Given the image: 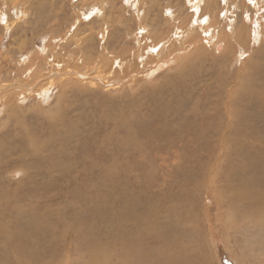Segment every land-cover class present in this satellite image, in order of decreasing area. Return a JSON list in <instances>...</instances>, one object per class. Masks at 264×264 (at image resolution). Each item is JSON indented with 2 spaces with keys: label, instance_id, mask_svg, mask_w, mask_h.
<instances>
[{
  "label": "rangeland",
  "instance_id": "1",
  "mask_svg": "<svg viewBox=\"0 0 264 264\" xmlns=\"http://www.w3.org/2000/svg\"><path fill=\"white\" fill-rule=\"evenodd\" d=\"M193 1L0 0V89L7 85L11 93L15 92L11 86L26 83L25 86L31 89L25 98L16 96L18 101L14 104L17 106L15 110L0 103V236H5L0 238V264H24L25 261L23 258L15 262L14 256L19 254L21 245L7 237L1 227H5L13 235L20 233V230L25 232L34 247L42 250L48 264H60V260L66 256L71 258L70 264H79L76 256L82 255L86 246L78 242L76 230L83 231L88 240L94 243L107 244V239L112 236L118 239L122 234L120 230L113 235L108 231L113 228L112 223H115L120 212L123 213V209L128 208L135 215L143 217L149 212L150 204H158L162 212L173 207L178 209L176 214H164L162 221L165 222L176 221L189 211L195 213L200 229L196 243L203 247L207 264H259L253 259V255H259L260 259L262 257L264 263V256L259 250L264 248L257 243L264 236L259 223L250 225L241 222L237 229H229L225 225L229 208L224 205L215 207V200L210 199L212 194L205 189L214 183H218V186L235 182L239 184L242 179L251 176L264 181V0H215L216 3L214 0H201L196 9L192 8ZM102 14L107 15L100 20ZM144 26L153 37L155 34L156 41L173 37L175 45L168 46L174 50L173 62L157 73L145 76L147 80L139 75L134 81H120L118 85L109 86L103 85L96 75L82 80L83 77L79 74L85 72V68L88 69L90 57L99 63L103 60L109 63L108 53L121 56V52L135 50L134 43H137V39L134 40L129 34L143 33ZM182 28L191 30L189 44H183L184 35L178 32ZM52 39L62 53L63 61L69 53L74 54L72 61L67 62L68 58L66 60L67 65L74 66L73 72H68L69 78H61V75L67 73L65 65L66 70H57L59 75L53 74V81L49 84V63L43 60L41 66H37L32 58L34 53L46 49ZM220 39L224 46L222 53L217 52L214 46ZM237 39L239 42H236ZM210 44V48L206 46ZM85 52L90 53L87 62L81 60L85 57ZM167 54L171 56V52ZM43 56L49 59L51 54ZM28 57V64L18 66ZM27 67L35 69L33 76L40 75L39 80L38 77L35 78L36 81L25 78L30 72ZM68 82L72 84L67 86ZM236 84H244L246 89L245 92L238 90L235 96L241 100V104L235 103L234 106L239 117L228 122L223 101L230 90L238 87ZM188 87L194 90L193 94ZM42 88L51 90L49 93H42ZM28 89L22 90L24 94ZM18 91L16 94L22 93L21 90ZM187 102L190 103L184 108ZM220 103L222 132L217 129L215 133L203 137L206 141L196 143L200 147H193L190 140L183 141L182 136L174 135L185 117L196 115L195 118L191 117L196 120L205 114L210 115L215 113L214 106ZM119 117H123L122 120L130 125L129 131L136 139L137 146L127 145L123 150H118L119 139L128 134L127 125L115 122ZM217 122L216 119L212 121L210 127L216 128ZM238 131H241V135L237 134ZM223 133H226L225 137ZM236 144L241 145L239 152L242 151L243 154L237 151ZM112 168L116 169L112 171ZM205 169L209 176H206ZM228 179L233 180L231 182ZM253 190L264 193V189L259 186L253 187ZM111 191L116 193L112 194ZM227 194L231 197L233 193ZM120 196H124L122 199L125 203ZM160 196L163 199L158 198ZM98 198L100 200L97 203ZM128 198L132 202H128ZM243 203L240 202L239 205ZM107 207H111V212L106 210ZM82 208H85L84 211ZM91 208H94L92 212ZM217 214L222 218L219 215L216 218ZM207 215L213 218L212 224H209ZM32 216L44 218L43 222L46 220L44 230L31 228L28 223H24ZM91 216L99 217L97 220L102 226L95 218L94 223ZM241 225L248 226V231L241 228ZM102 227L107 230H102ZM122 228L128 229L125 226ZM104 231L107 234H103ZM66 233L69 236H65ZM96 237L101 240H96ZM33 244L25 248L27 252L31 251ZM9 254L12 259L8 257ZM85 260L87 261L86 258Z\"/></svg>",
  "mask_w": 264,
  "mask_h": 264
},
{
  "label": "bare ground",
  "instance_id": "2",
  "mask_svg": "<svg viewBox=\"0 0 264 264\" xmlns=\"http://www.w3.org/2000/svg\"><path fill=\"white\" fill-rule=\"evenodd\" d=\"M201 0H194L193 9H196V5L197 3H199ZM147 2V1H146ZM215 2V0H214ZM201 3V2H200ZM216 3V2H215ZM251 3V2H250ZM249 3V4H250ZM255 3V2H254ZM257 3V2H256ZM264 4V3H263ZM262 5V4H261ZM207 7V6H206ZM208 8V7H207ZM257 8V7H256ZM255 8V9H256ZM254 9V8H253ZM262 9V8H261ZM260 10V8H259ZM258 10V11H259ZM226 11V10H225ZM256 11V10H255ZM250 12V11H249ZM248 12V13H249ZM261 13V12H260ZM101 14V13H100ZM107 15V14H106ZM105 14H102L100 17V20L104 17L106 18ZM109 18V17H108ZM215 19V18H214ZM213 19V21H214ZM248 19V18H247ZM216 20V19H215ZM229 20V19H228ZM218 22V21H217ZM233 22V21H232ZM246 22V21H245ZM191 23V22H190ZM212 23V22H211ZM219 23V22H218ZM227 23V22H226ZM203 24V23H202ZM214 24V22L212 23V25ZM209 25V24H208ZM251 25V24H250ZM185 26V25H184ZM204 26V24H203ZM230 26V25H229ZM237 26V25H236ZM201 27V26H200ZM205 27V26H204ZM210 27V26H209ZM238 27V26H237ZM240 27V25H239ZM211 29V27H210ZM217 29V28H215ZM232 29V28H231ZM243 29V28H242ZM144 30L143 33H138V34H129V36L134 37V40L137 39V43H134V48L135 50H130L129 52H121V56H115V54L113 55L112 53H108V59L110 60L109 63L104 62V60L102 62H97V60H92L91 57L88 60V69L86 70L85 68V72H81L80 77H83L82 80H86L88 78V76H95L97 79H99L103 85H118L120 83V81L122 83L124 82H130V81H134L136 80V78L141 75L145 77L147 75H153L155 73H157V71H160L162 68L164 69L166 66H168L167 64L171 63L174 61V57L172 56V53L174 52V50H172L171 48H169V45H175V42L173 40L172 36H169V38H167L164 41H156L155 38V34L154 37L151 35V32L148 31L147 27L144 26ZM150 30V29H149ZM193 30V29H192ZM196 30V29H195ZM207 30V29H206ZM236 30V29H234ZM244 30V29H243ZM107 31V29H106ZM221 31V30H220ZM238 31V30H237ZM153 32V31H152ZM178 32L184 35V43H188L190 42V38H191V30L190 29H178ZM195 32V31H194ZM222 32V31H221ZM158 33V32H156ZM223 33V32H222ZM220 33V34H222ZM243 33V32H242ZM207 34V33H206ZM162 35V34H161ZM179 35V34H177ZM110 36V34H109ZM159 36V34H158ZM197 36V35H195ZM107 37V36H106ZM178 37V36H177ZM206 38V37H205ZM224 38V37H223ZM169 39H172L171 41H169ZM177 39V38H176ZM197 39V38H195ZM210 39V37H209ZM181 40V41H182ZM207 40V39H206ZM54 39L49 41L48 46L46 47V49L44 50H39L38 52L33 54V58L32 60H34L36 63H34L35 65H40L41 61L46 60L49 63L48 69L49 73L48 74V78L46 76V78L49 81V84L52 83L53 81V77L57 74V70L63 71L67 69V73L71 72L73 69V66L71 64L67 65V62H69L71 59H74V54L72 55V53H69L70 55L67 56V58H65L67 60L63 61V55L62 53L57 49L56 45L54 44ZM156 41V42H155ZM195 41V40H194ZM136 42V41H135ZM193 42V40H192ZM191 42V43H192ZM236 42H239L238 39L236 40ZM210 43V42H209ZM67 44V43H66ZM189 44V43H188ZM199 42L197 43L198 46ZM208 44V43H207ZM1 45V44H0ZM81 45V44H80ZM80 45H78L79 48ZM202 45V44H201ZM55 46V47H54ZM133 46V45H132ZM188 46V45H186ZM205 46V45H204ZM206 46H211L210 45H206ZM215 49L217 50V52H223L224 50V46L223 43L220 41L215 42L214 43ZM241 46H243L241 44ZM195 47V46H194ZM130 48V47H129ZM197 48V47H196ZM227 48V47H226ZM84 49V48H83ZM93 49V48H92ZM105 49V48H104ZM175 49V48H174ZM189 49V48H188ZM204 49V48H202ZM213 49V47H212ZM74 50V49H73ZM79 50V49H78ZM37 51V50H36ZM70 51V50H69ZM85 51V50H84ZM185 51H187L185 49ZM167 52H171V56L169 54H167ZM74 53V52H73ZM78 52H76L77 54ZM80 53V52H79ZM119 53V52H118ZM50 55L51 57L47 56H43V55ZM90 54V53H89ZM89 54L87 52L84 53L85 57L81 58L82 61H86L87 62V56H89ZM4 55V54H3ZM32 56V54H30ZM29 56V55H28ZM30 56V57H31ZM61 61H60V60ZM173 59V61H172ZM19 61V60H18ZM72 61V60H71ZM238 61V60H237ZM20 62V61H19ZM30 62V58L28 57L25 61L22 60V63L20 62V65L18 66H24L26 64H28ZM33 62V61H32ZM71 63V62H70ZM77 63V62H76ZM65 65H67L65 67ZM85 65V64H84ZM244 66V65H243ZM34 67V66H33ZM66 69H65V68ZM249 67V66H248ZM25 68V67H24ZM29 68V67H27ZM18 69V68H17ZM20 69V67H19ZM30 69L29 75H26L25 78L30 79L31 81L35 80V78H37L39 80V76H33V72L35 71V69ZM28 70V69H27ZM43 70V69H42ZM245 70V69H244ZM39 71V70H38ZM56 71V72H55ZM259 71V69H258ZM3 72V71H2ZM14 72V71H13ZM36 72V71H35ZM43 72V71H42ZM53 72V73H52ZM65 72V71H64ZM73 72V71H72ZM203 72V71H202ZM0 73H1V68H0ZM38 73V72H37ZM65 74L64 76L61 75V78L67 77L69 78L70 74ZM75 75H77V72L75 71ZM245 73V72H244ZM253 73V71H252ZM53 74H55L53 76ZM24 75V74H22ZM24 75V76H25ZM44 75V74H41ZM53 76V77H52ZM1 77V76H0ZM20 77V76H18ZM42 77V76H41ZM91 78V77H90ZM93 78V77H92ZM198 78V77H197ZM206 78V77H205ZM19 79V78H18ZM36 79V80H37ZM46 79V80H47ZM146 79V77H145ZM196 79V78H195ZM2 80V79H1ZM6 80V79H4ZM29 80V81H30ZM35 80V81H36ZM147 80V79H146ZM249 80V79H248ZM251 80V79H250ZM22 81V80H21ZM64 81V80H63ZM98 81V80H97ZM119 81V82H116ZM217 81V80H216ZM220 81V80H219ZM67 82V81H66ZM96 82V81H95ZM181 82V81H180ZM184 82V81H182ZM240 82V81H239ZM254 82V80H253ZM65 83V82H64ZM92 83V82H91ZM178 83V82H177ZM242 83V82H241ZM245 83V82H244ZM27 84V83H26ZM25 84V85H26ZM71 82H68V85H71ZM101 84V83H100ZM134 84V83H132ZM198 84V83H197ZM222 84V83H221ZM230 84V83H229ZM24 84H15V86H11L12 90L15 92H9L8 91V87H6L7 85H3L0 89V103L5 105V107L7 108H12L13 110H15V107H17L15 104L17 100V98H22L29 94V92H31V89H28V86H25ZM63 85V84H62ZM61 85V86H62ZM74 85V84H73ZM178 85V84H177ZM234 85V84H233ZM251 85V84H250ZM256 85V84H255ZM42 86V85H41ZM48 86V85H46ZM51 86V85H50ZM53 86V85H52ZM51 86V87H52ZM102 86V85H101ZM133 86V85H132ZM179 86H181V84H179ZM236 86H238L237 88H235L234 90H230L228 92V94L225 96V100L223 101V107L225 109V116L226 119L229 120L228 122H231L232 120H235V118L238 116L237 113L234 111V106L235 103L241 104L239 103L241 100L236 96V93L238 90H242L245 92V87L244 84L243 85H239L236 84ZM104 87V86H103ZM121 88V86H118ZM125 87V86H124ZM194 87V86H193ZM50 88V87H48ZM48 88H42V93L44 92H50L51 89ZM107 88V87H106ZM177 89L179 87H176ZM191 87H188V89ZM231 88V87H230ZM24 89H28V91H26V93L24 94ZM119 89V88H118ZM171 89V88H170ZM174 88H172L171 90H173ZM193 89V88H192ZM21 90L22 93L21 94H16V91ZM107 90V89H106ZM176 90V89H175ZM198 89H196L197 91ZM264 90V89H263ZM193 91V92H191ZM191 94L194 93V90H191ZM195 91V92H196ZM19 92V91H18ZM33 92V91H32ZM248 92V91H247ZM3 93V95H2ZM37 93V92H36ZM255 94V93H254ZM259 94V93H258ZM34 95V93H33ZM190 95V94H189ZM243 95V94H242ZM17 96V98H16ZM174 96V95H173ZM255 96V95H254ZM252 97V96H251ZM234 98V99H233ZM242 99V96H241ZM248 99V98H247ZM246 99V100H247ZM262 99V98H261ZM264 99V98H263ZM187 100V99H186ZM243 100V99H242ZM255 100V99H254ZM257 100V99H256ZM173 101V100H172ZM176 101V99H175ZM190 101V100H188ZM205 101V100H204ZM208 101V100H206ZM205 101V102H206ZM213 101V100H212ZM174 102V101H173ZM183 101H181L182 103ZM186 102V101H185ZM190 102H187L184 105V108H186L189 105ZM192 103V102H191ZM197 103V102H196ZM201 103V102H200ZM259 103V102H258ZM0 104V105H1ZM179 105V104H178ZM176 105V106H178ZM248 105V104H247ZM21 105H19L20 107ZM4 107V106H3ZM214 110L215 113H212L210 115H203V117H199L198 119H193L196 117V115H192L191 117H185L188 118L186 121L183 119V122H181V127L178 129V131L174 134L175 136L178 134L180 136H182L183 141L185 140H190L191 144L193 145V147L196 145L197 147H200L198 144H196L197 142L203 141L205 140L203 137L209 136L212 133H215L216 130L218 129V131H223L222 129V125H223V117L221 114V103L214 106ZM6 108V110H7ZM199 108V107H198ZM240 108V107H239ZM243 108V107H241ZM259 108V107H258ZM114 109V108H113ZM179 109V108H178ZM252 109V108H251ZM116 110V109H115ZM200 110V109H199ZM244 110V109H243ZM256 110V109H255ZM3 111V110H2ZM112 111V110H111ZM177 111V110H176ZM186 111V110H185ZM108 112V111H107ZM182 112V111H181ZM240 112V111H238ZM242 112V111H241ZM178 113V112H177ZM107 114V113H106ZM115 114V113H114ZM185 114H183L184 116ZM9 116V115H8ZM182 116V117H183ZM224 116V117H225ZM261 116V115H260ZM177 117V116H176ZM181 117V118H182ZM239 117V116H238ZM237 117V118H238ZM242 117V116H241ZM240 117V118H241ZM123 117H119L116 118V121L118 124H125L128 126V134L125 138L123 139H119V148L118 150L121 151L123 150V148L127 145H132L135 144L136 145V139L134 137H132V133H130L129 129H130V125L128 124V122H126L125 120H122ZM176 119V118H175ZM199 119L202 120V123H199ZM216 119V128H211L210 125L212 123V121H214ZM172 120V119H171ZM178 120V119H177ZM225 120V119H224ZM128 121V120H127ZM182 121V119H181ZM185 121V122H184ZM194 121V122H193ZM60 122H63L62 120ZM193 122V123H192ZM227 122V121H226ZM180 123V121H179ZM178 123V124H179ZM115 124V123H114ZM225 124V123H224ZM124 125V126H125ZM214 125V124H213ZM234 126V124H232ZM242 128V127H241ZM133 129V128H132ZM228 129V128H227ZM230 129V127H229ZM235 129V128H234ZM134 130V129H133ZM140 130V129H139ZM138 130V131H139ZM148 130V129H147ZM146 130V131H147ZM109 131V130H108ZM113 132V131H112ZM134 132V131H133ZM140 132V131H139ZM142 132V131H141ZM154 132V131H153ZM228 133V131H226ZM241 132V131H240ZM240 132L238 131L237 134H240ZM135 133V132H134ZM243 133V132H242ZM143 134V133H142ZM147 134H149L147 132ZM224 134V133H223ZM226 134V133H225ZM224 134V137H225ZM146 135V134H145ZM241 135V134H240ZM125 136V135H124ZM123 136V137H124ZM159 136V134H158ZM172 136V135H171ZM244 136V134H243ZM153 137V136H152ZM155 137V136H154ZM228 137V136H227ZM242 137V136H241ZM151 138V135H150ZM236 138V136H235ZM244 139V137H243ZM150 140V139H149ZM180 140V139H179ZM225 140V139H223ZM237 140V139H236ZM241 140V138H240ZM253 140V137H252ZM206 141V140H205ZM244 141V140H243ZM169 142V141H168ZM182 142V141H181ZM227 142V141H226ZM225 142V143H226ZM202 143V142H201ZM224 143V144H225ZM247 143V141H246ZM251 143V142H250ZM249 143V144H250ZM179 144V143H178ZM11 145V144H10ZM226 145V144H225ZM244 145V144H243ZM137 146V145H136ZM181 146V145H180ZM208 146V144L206 145ZM223 146V145H222ZM221 146V148H222ZM254 146V145H253ZM195 147V148H197ZM250 147V145H249ZM259 147V146H258ZM126 148V147H125ZM194 148V149H195ZM224 148V147H223ZM228 148V147H227ZM254 148V147H253ZM257 148V147H256ZM231 149V148H229ZM236 149L239 152V149L241 150V145H237L236 144ZM235 149V150H236ZM126 150V149H125ZM200 150V149H199ZM202 150V149H201ZM200 150V151H201ZM203 150H205L203 148ZM215 150V149H212ZM225 150V149H222ZM245 151V148L243 149ZM130 151V150H129ZM146 151V150H145ZM196 149H195V153H196ZM200 151H198L200 153ZM217 151V150H216ZM259 151V150H258ZM125 152V151H124ZM221 152V151H220ZM242 153V151H240ZM239 152V153H240ZM138 153V152H137ZM140 153V152H139ZM202 153V152H201ZM226 153V152H225ZM224 153V154H225ZM245 153V152H244ZM252 153V152H250ZM256 153V152H255ZM258 153V152H257ZM223 154V155H224ZM243 154V153H242ZM178 155V154H177ZM204 155V153H203ZM206 155V154H205ZM221 155V154H219ZM226 155V154H225ZM197 156V155H196ZM207 156V155H206ZM228 156V154H227ZM226 156V157H227ZM245 156V155H244ZM247 156V155H246ZM250 156V155H249ZM253 156V155H252ZM201 157V156H200ZM40 158V157H39ZM225 158V157H223ZM244 159V158H243ZM41 161V159H39ZM200 160V159H199ZM222 160V159H221ZM226 160V159H225ZM239 160V159H238ZM246 160V158H245ZM249 160V159H248ZM201 161V160H200ZM215 161V160H214ZM241 161V160H239ZM258 161V160H257ZM207 162V161H206ZM246 162V161H245ZM248 162V161H247ZM195 163V162H194ZM193 163V164H194ZM203 163V162H202ZM42 164V163H41ZM62 164V163H61ZM205 164V163H204ZM203 164V165H204ZM208 164V163H207ZM53 165V164H52ZM198 165L199 161H198ZM215 165V164H214ZM37 166V165H36ZM208 166V165H207ZM217 166V165H216ZM40 167V166H39ZM44 167V166H43ZM206 167V166H205ZM214 167V166H213ZM241 167V166H240ZM243 167V166H242ZM117 168V167H116ZM116 168H112V171H114ZM200 168V167H197ZM217 168V167H216ZM232 168V167H231ZM207 169V168H206ZM205 169V171H206ZM215 169V168H214ZM213 169V170H214ZM110 170V169H109ZM211 170V171H213ZM225 170V169H224ZM236 170V169H235ZM199 171V170H198ZM204 171V172H205ZM233 171V170H232ZM262 171V170H261ZM197 172V171H196ZM203 172V173H204ZM263 172V171H262ZM118 173V172H117ZM202 173V172H201ZM231 173V172H230ZM113 174V173H112ZM187 174H189L187 172ZM198 174V172H197ZM206 176H209L207 174L206 171ZM216 174V173H215ZM219 174V173H218ZM24 175V174H23ZM115 175V174H114ZM194 175V174H193ZM112 175H110L111 177ZM116 176V175H115ZM187 176V175H186ZM212 176V175H211ZM225 176V175H224ZM118 177V176H117ZM213 177V176H212ZM211 177V178H212ZM217 177V176H216ZM264 177V176H263ZM114 178V177H112ZM205 178H210V177H205ZM214 178V177H213ZM212 178V180H213ZM237 178V177H236ZM239 178V177H238ZM237 178V179H238ZM262 178V177H261ZM234 179V177H233ZM231 179V180H233ZM240 179V178H239ZM116 180V179H115ZM181 180V179H180ZM211 180V179H210ZM216 180V179H215ZM230 180V179H228ZM230 180V181H231ZM243 180V179H242ZM241 180V182H239V184L235 183H229L226 185L224 184H220L218 186V183H214L211 185H208L205 187V189H207L212 196H210L212 200H215V207H221V205L223 206H227L229 208V212H228V220L227 223L225 224L229 229L233 230V229H237L238 225H240L241 222H246L247 224H255V223H259V228H261L262 230H264V193L260 192V191H255L253 190V187L255 186H259L262 187L264 189V181L259 180L256 176L255 177H249L244 179L243 181ZM111 181V180H110ZM214 181V180H213ZM235 181V180H234ZM228 182V181H227ZM232 182V181H231ZM237 182V183H238ZM223 183V182H222ZM110 184V183H109ZM113 184V183H112ZM127 184V183H126ZM15 185V184H14ZM10 186V185H9ZM112 186V185H111ZM115 186V185H114ZM183 186V185H182ZM113 187V186H112ZM116 187V186H115ZM114 187V188H115ZM185 187V186H184ZM198 187V186H197ZM88 188V187H87ZM108 188V186L106 187ZM110 188V187H109ZM119 188V187H118ZM137 188V187H136ZM176 188V187H175ZM187 188V187H186ZM185 188V189H186ZM100 189V188H99ZM102 189H104L102 187ZM123 189V188H122ZM121 189V190H122ZM128 189V186H127ZM135 189V188H134ZM170 189V188H169ZM184 189V188H183ZM76 190V189H75ZM78 190V189H77ZM88 189H86L87 192ZM107 190V189H105ZM109 190V189H108ZM124 190V189H123ZM129 190V189H128ZM131 190V189H130ZM11 191V190H10ZM85 193V190H83ZM110 191V190H109ZM132 191V190H131ZM183 191V190H182ZM196 191V190H195ZM206 191V192H208ZM78 192V191H76ZM81 192V190H80ZM90 192V189L88 191V193ZM118 192V191H117ZM129 192V191H128ZM144 192V191H143ZM149 192V191H148ZM153 192V191H151ZM233 193L231 194V197H228L227 193ZM102 193V192H101ZM112 193V191H111ZM116 192L112 193L115 194ZM119 193V192H118ZM136 193V192H135ZM142 193V192H141ZM147 193V192H146ZM150 193V192H149ZM2 194V192H1ZM111 194V195H112ZM122 194V192H121ZM129 194V193H127ZM137 194V193H136ZM186 194V193H185ZM9 195V194H8ZM11 195V194H10ZM117 195V194H116ZM114 195V196H116ZM119 195V194H118ZM138 195V194H137ZM143 195V194H142ZM153 194H151L152 196ZM183 195V194H182ZM84 196V194L82 195ZM106 196V195H105ZM125 196V195H124ZM124 196H120L121 199L124 198ZM130 196H132V193H130ZM7 197V196H6ZM13 197V196H12ZM79 197V196H78ZM91 197V196H90ZM94 197V196H93ZM94 198L98 197H94ZM111 197V196H110ZM179 197V196H178ZM83 198V197H80ZM89 198V197H87ZM118 198V197H117ZM130 198V197H129ZM128 198V200H129ZM136 198V197H135ZM157 198V197H156ZM158 198H162L161 196ZM157 198V199H158ZM165 198V197H164ZM86 199V197H85ZM102 199V198H101ZM138 199V197L136 198ZM146 199V198H145ZM163 199V198H162ZM172 199V197H171ZM84 200V199H83ZM82 200V201H83ZM98 200H100L99 198L96 200V202L98 203ZM119 200V198H118ZM135 200V199H134ZM141 200V199H140ZM10 201V200H9ZM87 201V199H86ZM91 203V200H89ZM122 201H124L122 199ZM131 200H129L128 202H130ZM139 201V200H138ZM137 201V202H138ZM160 201V199H159ZM2 202V201H1ZM100 202V201H99ZM108 202V201H107ZM115 202V200H114ZM117 203H119L116 200ZM126 201H124L125 203ZM132 202V201H131ZM148 202V201H147ZM156 202H158L156 200ZM240 202H244L243 205H239ZM13 203V202H12ZM84 203V202H83ZM89 203V202H88ZM95 203V202H94ZM96 203V204H97ZM111 203V202H110ZM123 203V202H122ZM135 203V201H134ZM164 203V202H163ZM86 204V203H85ZM139 204V203H138ZM81 205V204H80ZM87 205V204H86ZM91 205V204H90ZM108 205V204H107ZM134 205V204H133ZM142 205V204H141ZM149 205V204H148ZM12 206V205H11ZM78 206V205H77ZM95 205H93L94 207ZM99 206V204H98ZM97 206V207H98ZM123 206H125L123 204ZM147 206V205H146ZM150 209H148L149 212H147V214L143 217H140L138 215H135L133 212H131L130 209L126 208L123 209V213L121 214V212L117 215V218L115 220V223H111L114 224L113 228H110L111 230L108 231L109 234H115L117 231H121V235L118 239H115L116 237L113 238V236L110 239H107V244L101 243H94L92 242L90 239L88 240L87 235H85L84 233L80 232V231H75L76 233V238L78 240V242L81 245L86 246L83 250L84 252L82 253V255L76 256L79 260V264H207V260L204 257V250L203 247L200 246L199 244L196 243V239H197V234H198V230L199 229V225H198V218L196 217L195 213L193 211H189L187 214L183 215L181 214L182 217H180L178 220L173 221V222H165L162 221V216L164 214H166L165 216H169L171 213L172 214H176L178 209L176 207H173L172 209H168L165 212H162L159 208H158V204L154 205V204H150ZM83 207V206H82ZM89 207V206H88ZM104 207V206H103ZM117 207V206H116ZM121 207V205H120ZM129 207V205H128ZM144 207V205H143ZM76 208V207H74ZM90 208V207H89ZM96 208V207H95ZM111 208V207H110ZM107 209L106 210H111V209ZM131 208V207H130ZM141 208V207H140ZM170 208V207H169ZM8 209V208H7ZM77 209V208H76ZM83 209V208H82ZM85 209V208H84ZM83 209V211H84ZM94 210V208H91V212ZM97 209V208H96ZM101 209V208H100ZM104 209V208H103ZM142 209V208H141ZM144 209V208H143ZM218 209V208H217ZM86 210L88 211L89 209L86 208ZM99 210V208H98ZM96 210L98 213L99 211ZM105 210V209H104ZM105 210V211H106ZM119 210V209H118ZM121 210V209H120ZM139 210V209H138ZM191 210V209H190ZM29 211V210H28ZM81 211V212H83ZM113 211V210H112ZM145 211V210H144ZM223 211V209H222ZM10 212V211H9ZM90 212V213H91ZM111 212V211H110ZM115 212V210H114ZM113 212V213H114ZM117 212V211H116ZM142 212V211H141ZM25 213V211H24ZM27 213V212H26ZM29 213V212H28ZM37 213V212H36ZM58 213V212H57ZM89 213V214H90ZM97 213V214H98ZM106 213V212H105ZM103 213V214H105ZM35 214V213H34ZM38 214V213H37ZM36 214V215H37ZM56 214V213H55ZM92 214H96V213H92ZM100 214V213H99ZM102 214V215H103ZM107 214V213H106ZM105 214V215H106ZM117 214V213H116ZM210 214V213H209ZM19 215V214H18ZM104 215V216H105ZM180 215V214H179ZM217 214V217L218 218ZM2 216V215H1ZM66 216V215H65ZM95 216V215H93ZM97 216V215H96ZM100 217V215H98ZM102 216V217H104ZM113 216V215H112ZM208 216V215H207ZM220 216V215H219ZM28 217V216H27ZM48 217V216H47ZM67 217V216H66ZM90 217V216H89ZM99 217H97L99 219ZM101 217V218H102ZM110 217V216H109ZM221 217V216H220ZM26 218V217H25ZM25 218L23 220H25ZM46 218V217H45ZM53 218V216H52ZM68 218V217H67ZM70 218V217H69ZM68 218V219H69ZM93 218L91 216V219L93 220ZM97 218H95L96 221ZM108 218V217H107ZM113 218V217H112ZM222 218V217H221ZM221 218L219 219L221 221ZM42 217L36 216V218H33V216L30 218V220L28 222H24L28 223V225L31 228H36L37 230H44V223L46 222V220L43 222ZM57 219V218H56ZM60 219V218H59ZM58 219V220H59ZM64 219V218H63ZM66 219V218H65ZM64 219V220H65ZM28 220V219H27ZM26 220V221H27ZM91 220V222H92ZM95 220L94 223H95ZM101 220V219H100ZM207 220L209 222V224H212L213 222V218L209 215L207 217ZM8 221V220H7ZM47 221L49 222V220L47 219ZM53 221V220H52ZM52 221H50V224H52ZM104 221V220H103ZM102 221V224L104 225ZM168 221V219H167ZM219 221V222H220ZM13 222V221H12ZM62 222V219H61ZM65 222V221H64ZM89 222V221H88ZM100 222V221H98ZM105 222V221H104ZM67 223V222H66ZM93 223V224H94ZM109 223V220L108 222ZM110 223V224H111ZM143 223V225H142ZM223 223V222H222ZM19 224V223H18ZM21 224V223H20ZM64 224V223H63ZM73 224V223H72ZM93 224H91L93 226ZM112 224L110 225L112 227ZM245 224V223H243ZM68 225V224H67ZM96 225V224H94ZM99 225V224H98ZM101 225V222H100ZM107 225V224H106ZM105 225V227H106ZM117 225H122L120 226V228L115 227ZM22 226V225H21ZM55 226V225H54ZM65 226V224H64ZM83 226V225H82ZM87 226V225H86ZM85 226V228H86ZM97 226V225H96ZM95 226V227H96ZM102 226V225H101ZM123 226L128 227V229L126 228H122ZM215 226V225H214ZM242 226V225H241ZM23 227V226H22ZM49 227V226H48ZM47 227V228H48ZM57 227V226H55ZM68 227V226H67ZM65 227V228H67ZM94 227V226H93ZM94 227V228H95ZM226 227V228H227ZM256 227V226H254ZM20 228V227H19ZM34 228V229H35ZM50 228V227H49ZM54 228V227H53ZM103 228V229H102ZM100 229L102 230H107L104 229V227H102ZM241 228H244L246 231H248V226H242ZM64 229V228H61ZM90 229V228H89ZM123 229V230H122ZM2 232H5V235L9 238H13L17 244L21 245L20 248V252L19 254L16 256H14L15 262H18L20 259L25 258V261L23 262L24 264H48L46 262V259L43 255V253L40 251V249L37 247H34L33 242L30 240L29 236L25 235V232H23L22 230H20V233H18L17 235H13L11 234L5 227H1ZM56 230V229H55ZM59 230V229H58ZM65 230V229H64ZM87 230V229H86ZM98 229H96L97 232ZM94 231V230H93ZM92 231V233H93ZM104 231V232H105ZM30 232V231H29ZM32 232V231H31ZM56 232V231H55ZM99 232H101V230H99ZM41 233V232H40ZM44 233V232H43ZM103 233V232H102ZM101 233V234H102ZM201 233V232H200ZM34 234V233H33ZM31 234V235H33ZM54 234V233H53ZM97 234V233H96ZM99 234V233H98ZM103 234H107L106 232ZM43 235V234H42ZM55 235H57L55 233ZM55 235L53 236L55 239ZM68 235V233L65 234V236ZM94 235V234H93ZM44 236V235H43ZM69 236V235H68ZM5 238V236L1 235L0 238ZM41 237V236H40ZM46 237V236H45ZM64 237V236H63ZM90 237V236H89ZM93 237V236H92ZM95 237V236H94ZM98 238L100 236H97ZM96 237V240H98V238ZM44 238V237H42ZM52 238V237H51ZM68 238V237H67ZM104 237H102L103 239ZM61 239V238H60ZM95 239V238H94ZM35 240V239H34ZM101 240V239H100ZM98 240V241H100ZM264 236L260 237V239L257 240V243L259 245H261L264 248ZM57 241V240H56ZM66 242L68 241L67 239L65 240ZM73 241V239H72ZM71 241V242H72ZM75 241V240H74ZM38 242V241H37ZM63 242V241H62ZM245 242V241H243ZM12 243V242H11ZM9 244V243H8ZM33 244V246H31V251H26L28 245ZM75 244V243H73ZM248 244V242H247ZM55 245V244H54ZM71 245V244H70ZM76 245V244H75ZM18 246V245H17ZM3 247V246H2ZM57 247V246H56ZM11 248V247H10ZM26 248V249H25ZM260 248V246H259ZM1 250V249H0ZM68 250V249H66ZM73 250V248H72ZM80 250V249H79ZM261 252V255L264 256V250L259 249ZM65 251V250H64ZM78 251V250H77ZM258 251V250H257ZM10 252V251H9ZM69 252V250H68ZM53 253V252H52ZM72 253V252H70ZM68 254V253H67ZM74 254V253H73ZM80 254V253H79ZM52 255V254H51ZM72 255V254H71ZM77 255V254H76ZM245 255V254H244ZM248 256V255H246ZM253 259H255V261H257L259 264H264L263 263V259L259 255H253ZM12 259V256L9 254V256ZM49 257V256H48ZM55 257V256H54ZM75 257V256H74ZM250 257V256H249ZM248 257V258H249ZM84 258V260H82ZM85 258L87 259V261L85 260ZM62 259V258H60ZM71 258H69L68 256H66L65 258H63L62 260H60V264H70L72 260H70ZM59 260V259H58ZM115 260V261H114ZM114 261V262H113ZM75 262V261H73ZM8 263V262H7ZM14 263V262H13ZM21 263V262H19Z\"/></svg>",
  "mask_w": 264,
  "mask_h": 264
}]
</instances>
